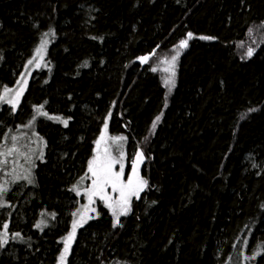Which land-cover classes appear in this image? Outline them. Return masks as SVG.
<instances>
[{"label":"trees","instance_id":"16d2710c","mask_svg":"<svg viewBox=\"0 0 264 264\" xmlns=\"http://www.w3.org/2000/svg\"><path fill=\"white\" fill-rule=\"evenodd\" d=\"M189 32L169 91L153 62ZM42 39L44 67L0 115V136L16 137L5 147L27 148L34 130L42 148L26 219L10 227L16 254L0 249V264H61L72 189L103 133L126 137L128 168L143 152L147 186L115 227L96 205L66 264H264V0H0V67L30 61ZM3 69L0 93L14 91Z\"/></svg>","mask_w":264,"mask_h":264},{"label":"rangeland","instance_id":"374dc122","mask_svg":"<svg viewBox=\"0 0 264 264\" xmlns=\"http://www.w3.org/2000/svg\"><path fill=\"white\" fill-rule=\"evenodd\" d=\"M87 10L90 12V18H92L93 13H95V10L90 6V8H87ZM196 40V38L193 36L191 43ZM204 40V39H202ZM208 40V39H206ZM179 45V43H178ZM177 47L172 50H168L166 55H163L161 57H158L153 62V65H162L163 69L170 70L169 78L171 77L173 79L172 73H175V68L173 66H176L177 62L181 59L183 55L186 54V52L190 48V40L188 41V46L186 48H179ZM179 53V55H177ZM42 56V58H41ZM37 56L34 55L30 58L32 60V63L29 64L31 66L30 74L27 78V80H30V82L34 79L35 74L38 70L42 69L44 67L43 61L44 57L43 55ZM177 56L175 62L172 61V57ZM35 57V59H34ZM152 63V62H151ZM27 80L22 84V81L19 83L21 86L17 88V86H14V91H5L3 94H1V97H4L6 94L9 95L6 99L7 110L9 111V115H11L10 112L12 111H19L22 99H23V88L22 86L27 83ZM1 108V107H0ZM37 111H40V108L36 109ZM8 134H3L0 136V153H4L3 160L7 161V163L0 162V185L1 186H7L10 188V191L5 194H0V203H6L12 202L8 205L3 207H0V233H2V230H5L3 228L4 224L8 225L7 228V243L0 247L4 251L6 255L13 256L16 253H13V250L15 248L14 244L10 242V236H11V229L13 222V217L15 216V225L18 226L20 222H22L24 219H26L24 210L31 205V202L34 198V179H32V172L37 167V163L41 161V154H42V148L39 145L40 139L36 137L35 131L32 130L30 132V137L27 140V148L23 147V142L21 144L19 143V146H15V151H13L10 155H8L9 149L11 147H5L12 139L9 137L10 131L7 132ZM103 136V139L101 137ZM115 137H124V140H114ZM18 141H21V139H17ZM100 140L101 143L99 145V149H97V143H95V150L93 153L92 158L97 155V152L99 151L100 155H110L111 157L120 160L124 165V180L126 181L128 176L132 173V166L128 168L127 158L125 154L124 144L126 142V137L123 134H112V133H103L101 134L97 141ZM96 141V142H97ZM105 150H107L105 152ZM121 154H123V158L121 159ZM1 157V156H0ZM91 158V159H92ZM24 159V160H23ZM89 159V161L91 160ZM88 161V162H89ZM30 166V171L28 170V167ZM114 171L118 172L120 170V164H116ZM27 175V179L23 178L25 175ZM142 176V174H141ZM83 178V179H82ZM81 179H79L75 183V187L78 189L79 194H77V191H73L75 194V199L72 196V199L70 201V206L72 205L74 207V220L77 221L79 225L77 231H80L81 228H84L89 222L90 217L93 214L95 210L96 205H105V202L100 200L98 196H93L91 198L92 202L89 200V193L88 189L92 187V174L88 171V165L86 168V172L84 176ZM13 180L15 183H13ZM31 181V182H29ZM25 183V184H23ZM107 193L113 197L115 200L118 197V193H113L111 188L106 189ZM10 206V208H8ZM119 210V209H118ZM73 221L71 224L73 225ZM24 223V221L22 222ZM14 231V230H12ZM77 232L75 233V238L73 241L76 240ZM72 242V241H71ZM70 253L68 252L66 254L65 260L63 264H66L69 262Z\"/></svg>","mask_w":264,"mask_h":264},{"label":"snow or ice","instance_id":"6c2138e0","mask_svg":"<svg viewBox=\"0 0 264 264\" xmlns=\"http://www.w3.org/2000/svg\"><path fill=\"white\" fill-rule=\"evenodd\" d=\"M251 29H249V32L251 33ZM47 33L45 34V37H47ZM193 38V33L189 32L187 33V38L182 39L179 42L178 47L179 48H186L188 46V41ZM200 39H212V37H199ZM47 39H42L40 46L36 49V55L41 56L46 44ZM242 46V45H241ZM255 49L249 47L246 55L247 57H251L254 54ZM179 55V53H177ZM42 58V56H41ZM177 56L172 57V61L175 62ZM35 59V57H34ZM142 63H146L149 59V57L144 56L139 58ZM29 64L32 63V60L28 62ZM152 71H157L156 68H153ZM167 71V69H165ZM175 73H172V76H174ZM165 86L169 88V91L172 87L175 86V81L171 77L165 80ZM7 92L8 89H5ZM3 97H0L2 99ZM39 111V110H38ZM251 111H255V109H251ZM41 115H47L45 112H40ZM161 119L160 116H157L155 121L152 124V128L155 129L157 126V122ZM65 125H67V121H63ZM107 128V124H105V129ZM13 141L16 140V137H11ZM103 139V136L101 137ZM114 140H124V137H115ZM97 149H99V145L101 143L100 140L97 142ZM15 145L11 149H9L8 154L10 155L13 151H15ZM107 150H105L106 152ZM4 153H0V156H3ZM135 159L133 160L132 164V173L128 176L127 180H124V165L120 160H117L110 155H100L99 151L97 152V155H95L89 162H88V171L92 174V187L88 189L89 193V200L92 202L91 198L93 196H98L100 200L105 202V205L112 209V214L116 218L114 227L119 223V216L120 215H127L130 211V198L132 196H136L139 198V192L142 191L147 186V181L143 179L139 175V164L142 162L144 154L143 152H137L135 154ZM123 158V154H121V159ZM2 163H7V161H0ZM120 164V170L118 172L114 171V167L116 164ZM27 179V177H24ZM83 179V178H82ZM31 182V181H29ZM111 188L113 193H118V197L114 200L111 195H109L106 191V189ZM73 191H77V194H79L78 189L74 186ZM7 191V189L0 187V194ZM4 204L0 203V207H3ZM117 208L119 209V212H117ZM73 215H76L75 213ZM54 216V214H53ZM43 223V222H42ZM77 221H73L72 225V231L68 234L67 237L64 238V252L60 256L61 264H63L66 254L70 251L71 247V241L75 238L76 228H77ZM37 227L39 228L40 225L38 224ZM3 228L5 231L3 233H0V247H3L8 241H7V228L8 225L4 224ZM16 236H19L17 233ZM15 238V237H14Z\"/></svg>","mask_w":264,"mask_h":264},{"label":"bare ground","instance_id":"6f19581e","mask_svg":"<svg viewBox=\"0 0 264 264\" xmlns=\"http://www.w3.org/2000/svg\"><path fill=\"white\" fill-rule=\"evenodd\" d=\"M150 58V55L148 56ZM149 60V59H148ZM29 61H25L21 66L17 67L14 70H10V66L7 65V62L4 63V65L2 67H0V71H2V68H4V72L10 71V75L8 78H6V80L8 82H11V84L13 86H17V88H19L21 85L19 84L22 81V84L25 82V80H27L30 70H31V66L28 63ZM145 64V63H143ZM30 87V86H29ZM24 92L23 94L26 93L27 91V83L25 85L22 86ZM10 89V88H9ZM8 89V91H9ZM5 92V90L3 92L0 93V97L1 94H3ZM10 95V94H9ZM9 95H5L2 99H0V115L3 112V114H5V110L7 107V103H6V99H4L5 97L7 98Z\"/></svg>","mask_w":264,"mask_h":264},{"label":"flooded vegetation","instance_id":"af4514ba","mask_svg":"<svg viewBox=\"0 0 264 264\" xmlns=\"http://www.w3.org/2000/svg\"><path fill=\"white\" fill-rule=\"evenodd\" d=\"M29 86H30V80H27V91L29 90ZM27 91H26V93H27ZM25 95V94H24ZM24 95H23V97H24ZM8 105V104H7ZM12 113L13 114H15L16 113V111H12ZM28 117H26V119H27ZM22 141V140H21ZM21 141H18V143H20ZM23 142V141H22ZM145 163V162H144ZM144 163H143V167H144ZM143 172V171H142ZM23 184H25V183H23ZM0 187H3V186H1L0 185ZM4 188V187H3ZM6 193V191L5 192H3L2 194H5ZM10 203H12V202H7V203H5V206L6 205H8V204H10Z\"/></svg>","mask_w":264,"mask_h":264},{"label":"water","instance_id":"95a60500","mask_svg":"<svg viewBox=\"0 0 264 264\" xmlns=\"http://www.w3.org/2000/svg\"><path fill=\"white\" fill-rule=\"evenodd\" d=\"M143 163L141 162L140 164H139V168H138V171H139V175L141 176V174H142V171H143ZM142 177V176H141Z\"/></svg>","mask_w":264,"mask_h":264}]
</instances>
